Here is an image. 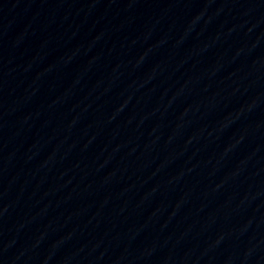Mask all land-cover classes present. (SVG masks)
<instances>
[{"label":"water","instance_id":"95a60500","mask_svg":"<svg viewBox=\"0 0 264 264\" xmlns=\"http://www.w3.org/2000/svg\"><path fill=\"white\" fill-rule=\"evenodd\" d=\"M0 264H264V0H0Z\"/></svg>","mask_w":264,"mask_h":264}]
</instances>
